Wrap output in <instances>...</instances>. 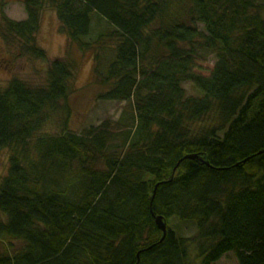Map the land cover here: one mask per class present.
<instances>
[{"label": "trees", "instance_id": "16d2710c", "mask_svg": "<svg viewBox=\"0 0 264 264\" xmlns=\"http://www.w3.org/2000/svg\"><path fill=\"white\" fill-rule=\"evenodd\" d=\"M24 4L19 22L0 1V37L46 79L0 85V264H264V0ZM48 9L69 47L94 52L100 99L126 103L114 125L71 131L75 64L37 44ZM95 15L111 28L96 38ZM203 54L208 76L195 72ZM173 217L198 236H177Z\"/></svg>", "mask_w": 264, "mask_h": 264}, {"label": "rangeland", "instance_id": "374dc122", "mask_svg": "<svg viewBox=\"0 0 264 264\" xmlns=\"http://www.w3.org/2000/svg\"><path fill=\"white\" fill-rule=\"evenodd\" d=\"M5 1L7 2L5 13L10 19L19 22L26 20L25 0ZM94 18L92 37L96 38L99 34H106L111 30L106 21L96 15ZM37 44L47 52L49 61L65 57L75 64L76 78L72 84V93L69 98L71 110L69 122L73 133L81 134L90 128H98L106 122L113 125L117 123L126 103L100 99L102 90L94 84V52H82L76 45L68 46V38L62 30L55 11L50 9L44 11L41 27L37 34ZM108 56L110 57V55ZM215 62L214 55L203 54L200 59H197L195 72L208 76L214 68ZM45 69L46 64L41 61L19 57L17 48L8 46L0 37V85L2 87H6L14 78L33 85L43 84L46 79ZM185 89L188 96H200V93L190 83L185 84ZM45 131L50 134L57 133L52 125L47 127ZM114 131L116 132L115 129ZM8 168V154L4 151L0 154V181L7 175ZM0 219L5 221L7 217L0 213ZM168 225L179 237L191 240L198 236V230L193 222H182L173 217L169 220ZM6 244L5 241H0V254L4 252ZM13 244L14 250L22 248L21 242ZM198 253V247L192 248L191 245L190 255L196 258ZM215 264H239V262L234 253H229Z\"/></svg>", "mask_w": 264, "mask_h": 264}, {"label": "water", "instance_id": "95a60500", "mask_svg": "<svg viewBox=\"0 0 264 264\" xmlns=\"http://www.w3.org/2000/svg\"><path fill=\"white\" fill-rule=\"evenodd\" d=\"M188 158L195 159L196 157L195 156H189ZM156 222H157L159 229L163 232L164 237H165L167 234V224L164 222L162 217H157Z\"/></svg>", "mask_w": 264, "mask_h": 264}]
</instances>
